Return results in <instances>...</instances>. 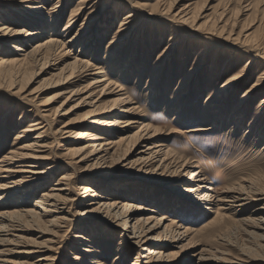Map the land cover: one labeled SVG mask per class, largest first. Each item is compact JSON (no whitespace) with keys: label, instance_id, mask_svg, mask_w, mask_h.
Segmentation results:
<instances>
[{"label":"rangeland","instance_id":"obj_1","mask_svg":"<svg viewBox=\"0 0 264 264\" xmlns=\"http://www.w3.org/2000/svg\"><path fill=\"white\" fill-rule=\"evenodd\" d=\"M79 1L66 0L65 7L59 9L63 12L62 17L53 21L58 34L68 25L71 12ZM182 1V7L191 5L195 24L223 31L226 38L230 36L238 41L223 43L216 35L186 31L170 20L168 15L160 16L164 7L158 6L157 0H132L129 4L112 0L104 3L107 4L103 8L104 12L93 18L84 10L86 14H83L82 21L77 28L69 30L66 38L68 40L73 37L83 22L90 23L87 25V33L91 34L82 44L89 42L95 51L93 54L89 51L86 57L93 63H109L114 68L108 73V78L115 84L113 90L126 93L137 105L142 113L141 123L160 129L164 134L178 132L171 137L158 138L163 141L165 150L170 155L167 164L177 162L179 168L180 164L188 162L193 175L196 172L195 177L199 176L204 181L201 184L204 188L191 194L189 190L199 183L182 169L175 172L170 170L169 173H163L164 168L156 171L159 163L150 170L151 173L142 177L146 181L130 178L129 175L137 174L136 168H130V162L139 158L138 153L145 150V144L130 147L135 154L128 156L126 163L110 162L106 166L101 164L98 168L91 167L93 162L78 164L79 160L67 153V150L75 148L73 139L77 134L76 125L82 123L87 115L107 120V114H102L103 110L112 107V101L118 97H104L97 89L98 92L96 90L90 98L85 99L88 96L85 94L63 105L65 98L57 97L59 88L55 87V81L59 78L56 75L58 71L41 67L30 71L29 81L23 83L16 78L19 83L13 88L9 86L10 83H4L0 89V161L14 148L28 141L17 139L18 135L21 130L23 132L30 128L34 119L39 118L42 126L46 127L42 131H45L50 146L45 154L48 160L42 165H57L59 168L51 183L39 193H45L63 173L72 174V186L77 189L83 188L86 182L93 179L98 184L122 185L124 188L120 187L118 190L121 191L120 198L125 202L157 211L156 214L148 211L143 213L146 218L153 217L150 226L157 225L161 219L168 217L170 222L167 221L166 224L174 223L173 229L180 231L183 240L174 249L178 253L176 263L198 264L200 258L211 262L210 257L213 255L210 253L216 255L222 252L229 254L235 264H243L238 261L247 258L242 254L243 250L247 253L251 242L264 245V241L249 239L248 229L237 221L256 215L253 211L255 207H264V196L261 197L262 200L252 201L242 210L239 208L238 214L224 210L229 213L230 218H226L223 224L212 223L217 209L199 203L198 200L209 186L218 193L255 174L264 176V60L261 59L262 53L264 54V0ZM58 2L59 0H45L44 12L51 11ZM139 3L152 7V16L147 13L145 16L144 12L137 10L132 33L129 36L122 34L127 37L126 42L112 45L113 39L120 36L118 31L128 12L132 11L133 5ZM99 7L100 4H97L96 9ZM0 11L10 13L6 8H1ZM24 16H19L18 20L13 15L16 19L13 21L2 15L0 18H3V23L14 22V25L34 33L37 25L26 21L29 16ZM87 18L90 19L86 20ZM28 22L30 24H26ZM8 45H0V57ZM83 45L76 47L74 53L79 54ZM239 75L243 77L237 84L217 95L231 79ZM258 82L261 86L245 98ZM89 103L98 106L97 110ZM41 104L51 105L47 108L51 112L45 119L38 114L44 109ZM67 130L73 132L70 137L65 134ZM35 134L32 133L31 136ZM116 134H108L109 140H115ZM96 171L98 176H94ZM258 187L264 191V184ZM27 190L29 189H25ZM93 191H97V188H93ZM82 193L80 191L81 195L78 197L72 194V202L67 209L69 221L66 228H50L54 230L52 234H42L35 228V232L27 237L34 245L43 247L41 254H15L8 258L17 264H35L40 256L46 255L54 260L53 264H71L73 254H76L73 248L80 249L74 237L83 230L88 235H99L97 247L101 254L97 256V260L104 264L137 263V250L130 249L126 242L121 245L122 233L116 234L106 222H99L97 215L83 214L86 211L83 204L90 198L83 199ZM24 195V192H18L14 205ZM36 198L34 196L29 201V208H32ZM247 255L252 257L253 253L248 252ZM253 264L264 263L259 261Z\"/></svg>","mask_w":264,"mask_h":264},{"label":"bare ground","instance_id":"obj_2","mask_svg":"<svg viewBox=\"0 0 264 264\" xmlns=\"http://www.w3.org/2000/svg\"><path fill=\"white\" fill-rule=\"evenodd\" d=\"M110 1L112 0H80L78 6L71 12L68 25L63 29L62 33L58 34L56 32L57 26L54 25L53 21L62 17L61 14L63 12L59 9L65 7L66 0H59L57 5L48 12H44L46 11L45 0H0V10L1 8H6L10 12L4 13L0 11L2 17L6 16L13 21L16 20L14 17L19 20V16L25 17L24 15H27L29 18L25 20L34 22L35 26L37 25L34 33H30L26 28L14 25V22L3 23V18H0V45L9 44L8 48L2 53V57H0V89L4 83H10L9 86L13 88L14 85L19 83L16 78L23 83L26 82L30 79V71L33 68L41 67V69L58 71L56 75L59 78L55 81V87L59 88L57 97L65 98L63 105L70 103L73 98L76 99V97L84 96L85 94H88L87 97H84L85 99L90 98L97 89L101 91L100 93L104 97L108 95L111 97L117 96L118 98L112 101L113 106L110 108L106 107L103 110L102 114H107V120L87 115L88 117L82 123L76 125L77 134L73 139L75 148L67 150V153L72 154L75 160H79L78 164L93 162L91 167L97 166L98 168L101 164L106 166L110 162H116L117 164L126 163L128 156L135 154L133 149L130 150V147H136L137 144H145V150H141L138 153L139 158L130 162V168H136L138 176L137 174L129 175L130 178L146 181L147 179L142 177L151 173L150 170L159 163L156 171L164 168L163 173H169L170 170L175 172V170L180 169L183 172H187L186 175H189L192 180L194 179L195 182L199 183L189 192L191 194L198 193L201 188H204L201 185L204 181L199 179V176L195 177L196 172L193 175L194 172H191L190 169L192 167L188 162H183L179 168H177L179 164L177 162L167 164L170 161V155L165 150L163 141L158 140L161 136L171 137V135L178 134V132L170 131L168 134H164L160 129L141 123V120H143L141 118L142 113L137 105L126 96V93H122L121 90L118 92L113 90L115 84L108 78V73L112 72L114 68L110 67L109 63L106 65L103 62L93 63L91 59L86 57L89 51H91V54L95 51L93 46L88 44L89 42L82 44L85 38L91 34L87 33V30H89L87 25L90 23L83 22L79 31L73 37L68 40L66 38L69 30L77 28L82 21L84 10L89 12L87 14L89 17L93 18L94 15L98 16L103 13L105 10L103 9L105 8L104 6H107L104 3H109ZM121 1L128 2V4L129 1L132 2V0ZM182 2V0H157L156 4L164 7L160 12V16L168 15L170 20L175 21L186 31L198 32L203 35H216L223 43H232L233 41L236 43L238 41L230 38V36L226 38V35L224 36L222 33L223 31L215 30L211 27L203 28V26L195 24L191 5H183L182 7L180 5ZM97 4H100L99 9H96ZM151 8L146 4L133 5L132 11L128 12L120 25L118 31L120 36L115 37L111 44L117 46L125 43L127 37H123L122 34L126 33L129 36L132 33L137 10L144 12L145 16L146 13L148 16H152ZM89 19L87 18L86 20ZM80 45L83 46L79 54H75V48ZM259 58H261V55ZM261 59L264 60L263 53ZM242 77L243 75H239L231 79L217 95L230 90ZM260 86V82L254 84L245 98L249 97V94ZM19 89L21 90V88ZM85 99L82 101H85ZM82 101L78 102L81 104ZM49 104H41L44 109H41L38 114L42 119L47 118L48 113L51 112V109H47L51 106ZM89 104L97 110L98 106ZM110 119L115 120L113 122L108 121ZM39 121L40 119L36 118L30 128L23 129V132L21 130L19 137L16 138L28 139V141L18 148H14L15 150H12L0 161V264H17L8 258V256L15 254L25 256L41 254L40 250L43 247L34 245L27 237L35 232V228H38L42 234H52L54 230L50 228H66L69 221L67 209L72 202V194L78 197L81 195L79 194L80 191L83 192V199L86 198L87 200L90 198L83 204V207L86 208L83 214L97 215L99 222H106L105 224L113 228L116 234L122 233L121 245H125L124 242H126L130 249L137 250L139 260L135 264H178L176 263L178 253L174 249L183 240L181 239L182 234L180 231L173 229L174 223L166 224L167 221L170 222L168 217H162L163 219L157 225L150 226L153 217L148 216L146 218L143 213L148 211L156 214L157 211H154V209L149 211L140 206L135 207L121 199V191L118 189L120 187L123 189L124 186L114 183L98 184L97 180L93 179L86 182L87 184L83 188L77 189L72 186V174L63 173L60 179L45 193H39V191L46 189L55 174L59 172L57 165H42L48 160L45 154L50 146L46 140L45 131H42L46 127L42 126L43 123ZM32 133H36L35 136H31ZM111 133H117L115 140H109L108 134ZM65 134L70 137L73 132L67 130ZM175 164L177 165L174 167ZM97 172L94 173V176H98ZM247 178L240 180L239 184L229 189L223 188L224 190L218 193L214 192L215 189L213 190L209 186L200 195L199 203L217 209L215 211L216 218L215 220L213 219L214 222L212 223L222 222L223 224L226 218H230V215L228 216L229 213L224 210L234 211L235 214H238L240 213L238 211L239 208L242 210L252 201L257 202L263 199L261 197L264 196V191H261L258 186L261 187L264 184V176L255 174ZM27 188L29 190L25 191ZM93 188H97V191H93ZM18 192H24L25 195L18 204L14 205ZM34 196L37 197L35 203L32 208H29L31 207L29 206V201ZM253 213L256 215H251L237 222L248 229L249 239L263 242L264 207H255ZM161 229L164 230L160 231ZM98 237L99 235L95 236V234L91 233L88 235L83 230L79 231L74 239L80 249L73 248L76 254H73L71 264H104L103 261L97 260V256L101 254L97 247ZM247 250V253L252 252L253 256H248L243 250L244 253L242 252V254L246 255L247 258L238 261L243 264H253L259 261L264 263L263 244L259 245L251 242V248ZM210 254L213 255L210 257L212 259L211 262L200 258L197 263L235 264L229 254L222 252L216 255ZM118 259L116 260L118 261ZM53 263L54 260L43 255L38 258L35 264Z\"/></svg>","mask_w":264,"mask_h":264}]
</instances>
